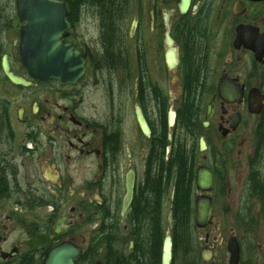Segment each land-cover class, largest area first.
Instances as JSON below:
<instances>
[{
	"label": "flooded vegetation",
	"instance_id": "1",
	"mask_svg": "<svg viewBox=\"0 0 264 264\" xmlns=\"http://www.w3.org/2000/svg\"><path fill=\"white\" fill-rule=\"evenodd\" d=\"M58 1L70 83L30 74L21 48L43 43L0 0V264L66 244L75 264H162L167 235L171 264H264V0Z\"/></svg>",
	"mask_w": 264,
	"mask_h": 264
},
{
	"label": "water",
	"instance_id": "2",
	"mask_svg": "<svg viewBox=\"0 0 264 264\" xmlns=\"http://www.w3.org/2000/svg\"><path fill=\"white\" fill-rule=\"evenodd\" d=\"M72 1V0H71ZM20 16L25 20V25L22 27V34L26 43L38 42L43 45L33 48L26 44L22 46V55L26 65L30 69V74L38 79L47 80L50 78H58L63 83H70L84 72L82 67V57L80 53L74 51L72 45L64 41L65 35H62L69 24L66 20L67 10L64 2L58 0H18ZM61 10V15L58 11ZM181 12L186 11L185 0H182L180 5ZM170 15H165V25L167 32L165 35V45L167 47V62L170 69L177 65V49L174 46V41L170 37ZM80 57V58H79ZM61 61L62 70H55ZM75 58L80 59V65L74 66ZM4 60V70L8 78L15 84L29 85L26 80L14 75L9 71ZM138 122L146 136H150V130L141 112L138 110ZM174 124V118L170 120V125ZM134 180L128 179L127 195L124 199V211L130 205L133 198ZM204 216L199 212L198 219L202 220ZM79 250H76L71 245H62L54 248L47 256L44 264H75V261L80 259ZM172 260V239L167 235L164 241L162 264H171Z\"/></svg>",
	"mask_w": 264,
	"mask_h": 264
},
{
	"label": "trees",
	"instance_id": "3",
	"mask_svg": "<svg viewBox=\"0 0 264 264\" xmlns=\"http://www.w3.org/2000/svg\"><path fill=\"white\" fill-rule=\"evenodd\" d=\"M84 1H88V2L93 1V2H101V3L105 2L106 3L109 1L115 2L118 0H84ZM149 204L151 205V202H149ZM184 204H185V200H178L175 202V205H177L178 211H180L184 207ZM142 218H143V220H145L146 224L149 225V227H150L149 232L151 234L155 235L154 238L156 239V232H155L156 229L153 230L152 227L157 228V226H156L157 225V217L153 214H148V215H144ZM160 219H161V217H158V224H159Z\"/></svg>",
	"mask_w": 264,
	"mask_h": 264
}]
</instances>
